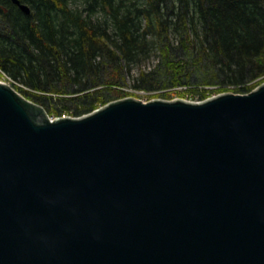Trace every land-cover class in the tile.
Masks as SVG:
<instances>
[{
    "label": "water",
    "instance_id": "obj_1",
    "mask_svg": "<svg viewBox=\"0 0 264 264\" xmlns=\"http://www.w3.org/2000/svg\"><path fill=\"white\" fill-rule=\"evenodd\" d=\"M0 264H264V83L50 118L0 82Z\"/></svg>",
    "mask_w": 264,
    "mask_h": 264
},
{
    "label": "trees",
    "instance_id": "obj_2",
    "mask_svg": "<svg viewBox=\"0 0 264 264\" xmlns=\"http://www.w3.org/2000/svg\"><path fill=\"white\" fill-rule=\"evenodd\" d=\"M18 1L28 14L0 0V78L49 116L88 114L124 87L204 100L264 82V0Z\"/></svg>",
    "mask_w": 264,
    "mask_h": 264
},
{
    "label": "rangeland",
    "instance_id": "obj_3",
    "mask_svg": "<svg viewBox=\"0 0 264 264\" xmlns=\"http://www.w3.org/2000/svg\"><path fill=\"white\" fill-rule=\"evenodd\" d=\"M151 65H152L151 62L147 63L145 65V67H143V68L148 69L149 67H151ZM132 74H137V70H133ZM0 80H2V78H0ZM263 83L264 82H262V84ZM121 91L124 92L125 95H123V96L121 95L120 98H123V97L136 98L137 100H140L142 102L146 101L148 99H161V100L174 99V100H184V101H188V102H193L192 100L197 99V98H195V96L193 94L187 93L186 88H182V87H178V88H175L173 90H167L168 92L164 93L166 95L164 98L157 97L158 94H163L162 93L163 91H150V92H146V94H144L141 90H135V89H132L130 87H124ZM222 93L236 94L231 87H229L227 89V91L222 92ZM207 94H208L207 98H210V97H213L219 93H207Z\"/></svg>",
    "mask_w": 264,
    "mask_h": 264
},
{
    "label": "built area",
    "instance_id": "obj_4",
    "mask_svg": "<svg viewBox=\"0 0 264 264\" xmlns=\"http://www.w3.org/2000/svg\"><path fill=\"white\" fill-rule=\"evenodd\" d=\"M5 83H7V82H5ZM144 94H146V92H144V91H142ZM193 102H201L202 100H199V99H196V100H192ZM67 116V117H75V116H73L72 114H70V113H62V115L61 116ZM50 118L51 117H60V116H49Z\"/></svg>",
    "mask_w": 264,
    "mask_h": 264
}]
</instances>
